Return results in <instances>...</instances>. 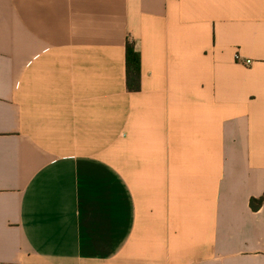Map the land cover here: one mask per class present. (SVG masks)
Returning a JSON list of instances; mask_svg holds the SVG:
<instances>
[{
	"label": "crops",
	"instance_id": "0c3cea01",
	"mask_svg": "<svg viewBox=\"0 0 264 264\" xmlns=\"http://www.w3.org/2000/svg\"><path fill=\"white\" fill-rule=\"evenodd\" d=\"M263 194L264 0H0V264H264Z\"/></svg>",
	"mask_w": 264,
	"mask_h": 264
},
{
	"label": "trees",
	"instance_id": "16d2710c",
	"mask_svg": "<svg viewBox=\"0 0 264 264\" xmlns=\"http://www.w3.org/2000/svg\"><path fill=\"white\" fill-rule=\"evenodd\" d=\"M126 85L131 91L140 88V54L132 41L126 42ZM264 203V194L260 197H252L249 201L253 210H258Z\"/></svg>",
	"mask_w": 264,
	"mask_h": 264
},
{
	"label": "built area",
	"instance_id": "2783aa9c",
	"mask_svg": "<svg viewBox=\"0 0 264 264\" xmlns=\"http://www.w3.org/2000/svg\"><path fill=\"white\" fill-rule=\"evenodd\" d=\"M235 59H239V55L238 54H235ZM252 62V60H250V59H246L245 61H244V64H250Z\"/></svg>",
	"mask_w": 264,
	"mask_h": 264
}]
</instances>
